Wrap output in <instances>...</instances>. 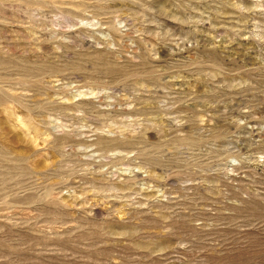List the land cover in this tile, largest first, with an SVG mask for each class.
Here are the masks:
<instances>
[{
  "label": "rangeland",
  "instance_id": "374dc122",
  "mask_svg": "<svg viewBox=\"0 0 264 264\" xmlns=\"http://www.w3.org/2000/svg\"><path fill=\"white\" fill-rule=\"evenodd\" d=\"M0 264H264V0H0Z\"/></svg>",
  "mask_w": 264,
  "mask_h": 264
}]
</instances>
